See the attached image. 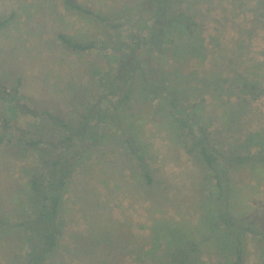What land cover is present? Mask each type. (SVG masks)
Listing matches in <instances>:
<instances>
[{"label": "trees", "instance_id": "1", "mask_svg": "<svg viewBox=\"0 0 264 264\" xmlns=\"http://www.w3.org/2000/svg\"><path fill=\"white\" fill-rule=\"evenodd\" d=\"M64 1L69 11L87 19L96 31L83 42L63 32L57 34V40L79 54L98 55L95 65L106 79L103 85L93 80L91 90L87 88L86 96H80L86 101L83 109L77 108L80 113L53 112L51 103H45L43 112H38L27 99L22 101V77L0 79L1 152L13 156L12 163L22 162L14 166L22 178L26 177V187L9 194L15 229L7 228V222L0 218V240H14L26 251L15 254L13 264H53L67 227L65 194L87 164L88 155L102 149L99 145L107 138L121 137L126 161L135 163L137 173L148 184L153 182L135 131L138 109L133 108L134 101L151 112L154 120L167 121L175 143L204 172L197 203L205 215L203 225L225 236L229 254L223 260L211 256L210 264H246V239L264 245V229L262 224L248 226L233 214L234 179L241 170H262L264 174V130L248 132L235 153L206 126L201 115L204 94L215 88L206 85L199 89L200 79L195 80L194 73L185 70L193 60L204 62L208 58L194 9L196 0H129L121 8L111 6L107 10L76 0ZM211 1L206 2L209 10ZM263 11L261 7L258 14ZM11 18L12 14L0 19V27ZM211 76L225 84L221 93L228 98L255 101L263 95V82L258 77L237 72L227 77L224 69ZM10 108L23 116L46 118L53 134L30 137L13 122ZM102 126L119 134H103ZM15 182L19 184L17 179ZM73 254L77 264H125V260L137 264H207L205 250L190 231L162 222L156 224L149 238L137 235L127 222L103 223L78 237Z\"/></svg>", "mask_w": 264, "mask_h": 264}, {"label": "rangeland", "instance_id": "2", "mask_svg": "<svg viewBox=\"0 0 264 264\" xmlns=\"http://www.w3.org/2000/svg\"><path fill=\"white\" fill-rule=\"evenodd\" d=\"M76 1L107 10L111 6L121 8L129 0ZM207 1L196 0L194 9L206 39L208 58L204 62L193 60L185 70L194 73L195 80L200 79L199 89L206 85L215 88L204 94L206 101L201 115L214 133L211 135L225 140L229 149L237 153L248 132L264 130V11L258 14L261 7L264 9V0H212L210 10ZM10 14L11 21L0 27V79L22 77V101L27 99L38 112H43L45 103H51L53 112L80 113L77 108L83 109L86 104L80 96H86L85 91L93 80H100L103 85L106 78L100 74L99 65H95L98 55L79 54L67 48L57 40V34L63 32L83 42L94 36L96 27L69 11L64 0H0V19ZM219 64H223L221 69ZM222 69L227 77L236 72L258 77L263 82V95L255 101L237 96L228 98L221 93L225 84L216 82L217 76H211ZM138 104L134 101L133 108L138 109L135 131L153 182L148 184L137 173L135 163L126 161V146L121 137L102 142L99 145L102 149L88 155L87 164L76 174L65 194L67 227L53 264H77L73 254L75 241L106 222L111 225L127 222L142 238H149L158 222L174 225L191 232L205 250L207 264L211 263V256L220 260L228 258L225 236L203 225L205 215L197 204L204 172L175 143L166 128L167 121L154 120L153 114ZM10 110L14 112L13 122L30 137L53 134L46 118H32ZM100 132L119 134L106 131L103 126ZM1 151L0 147V218L12 229L15 220L9 194L21 192L26 187V177L22 178V172L14 166L22 162L12 163L13 156ZM261 171L235 173L232 211L248 226L262 224L264 229V174ZM94 218L99 222L95 223ZM246 244L249 251L246 264H264V245L252 238L246 239ZM24 252L14 240H0V264H13L14 255ZM125 262L137 264L131 260Z\"/></svg>", "mask_w": 264, "mask_h": 264}]
</instances>
